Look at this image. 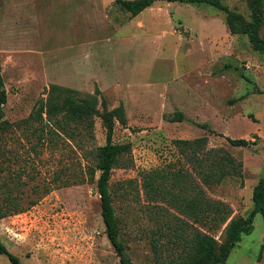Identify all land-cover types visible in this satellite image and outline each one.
I'll use <instances>...</instances> for the list:
<instances>
[{
	"label": "rangeland",
	"instance_id": "1",
	"mask_svg": "<svg viewBox=\"0 0 264 264\" xmlns=\"http://www.w3.org/2000/svg\"><path fill=\"white\" fill-rule=\"evenodd\" d=\"M222 1L254 22L250 0ZM226 16L189 0H158L137 16L116 0H0V91L8 94L9 121L0 127V212L6 213L0 239L22 264H120L106 233L101 169L93 158L106 142L102 118L95 117L94 137H62L56 145V129L46 124L42 134L41 120L30 117L51 86L125 108L127 122L116 121L113 138L131 148L113 168L110 188L134 264L168 262L160 245L171 242L152 218L153 206L178 213L168 201L146 197L147 171L192 170L209 196L232 206V216H249L253 188L264 176V53L247 34L231 30ZM204 135L207 148H222L242 163L239 173L201 180L175 140ZM228 137L255 143L235 146ZM172 178L167 200L187 191L170 186ZM192 224L190 232L202 226ZM227 263L264 264L261 212ZM0 264L12 263L0 255Z\"/></svg>",
	"mask_w": 264,
	"mask_h": 264
},
{
	"label": "trees",
	"instance_id": "2",
	"mask_svg": "<svg viewBox=\"0 0 264 264\" xmlns=\"http://www.w3.org/2000/svg\"><path fill=\"white\" fill-rule=\"evenodd\" d=\"M116 1L122 3L132 15L137 16L158 0ZM189 1L206 2L225 11L226 23L230 29L247 34L254 47L264 53V39L260 35V29L264 25V0H250L253 23H249L242 13L230 10L222 0ZM2 82L0 76V83ZM96 93L101 95V89L96 88ZM0 94V127L5 130L9 127V121L4 119V106L8 94L6 89H1ZM100 103L104 106L103 111L99 108ZM124 112L125 108L122 104L108 109L105 96H102L100 101L97 95L83 96L74 90L51 86L48 96L40 101L36 112H32L30 117L41 120L43 125L40 128L36 127V130L42 131V134L45 133L46 124L52 125L53 129H56V145H58L62 137L75 139L84 134L94 137L95 117L101 116L106 130V142L93 149L95 166L101 169L97 180L101 196V213L108 239L115 248L120 264H134L127 252L126 242L121 238L120 219L114 204V192L110 188L113 168L131 148L129 143L115 142L113 138L116 121L127 122ZM177 115L178 119L183 118L182 112H178ZM33 131L35 132V129ZM45 135L47 137L48 132ZM227 139L235 146H249L255 143L246 138L228 137ZM175 143L181 153L194 162L195 169L199 171L204 183L220 182L225 176L240 172L242 163L228 151L222 148H207L208 136L206 135L195 139H176ZM217 173L219 176H216ZM187 175L191 180L190 186L186 182ZM171 176L176 178L171 179L173 182L170 186L179 187L180 191H183L182 188H187V191H183L185 195L182 197L176 194L177 196H174L172 200H167V193L170 197L174 195L172 190H168ZM143 186L149 200L168 201L178 212L169 213V210L161 204L162 208L157 204L153 206L155 215H152V218L157 219L159 231L168 238L167 243L171 242V244L160 245L166 250L169 259L168 262L160 264H228L227 259L236 243L241 240L243 234H249L252 231L255 215L261 212L264 216V176L253 188L254 207L248 217L232 216V206L227 201L209 196L203 184L193 176L192 170H186V174L181 170L173 174L170 169L165 172L147 171L143 174ZM4 215H6L5 212H0V217ZM171 215L175 217L172 218ZM209 219H213L212 224H208ZM192 223H199L202 226L201 228L196 226L194 231L190 232L188 230ZM220 228L223 229V235L218 238L212 232ZM0 255L7 256L12 264H22L20 258L12 253L1 239Z\"/></svg>",
	"mask_w": 264,
	"mask_h": 264
}]
</instances>
